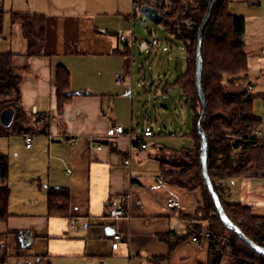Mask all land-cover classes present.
I'll return each mask as SVG.
<instances>
[{
  "label": "crops",
  "instance_id": "0c3cea01",
  "mask_svg": "<svg viewBox=\"0 0 264 264\" xmlns=\"http://www.w3.org/2000/svg\"><path fill=\"white\" fill-rule=\"evenodd\" d=\"M134 1L0 0V53L12 54L13 66L22 73L26 126L43 131L0 136V155L8 164L0 187L10 190L9 217L0 220L4 264L209 263L210 242H193L189 222L202 203L201 192L164 181L154 138H147V149L141 151L128 136L142 133L134 125L131 61L127 70V44L120 38L135 35L134 26L130 29L138 14ZM252 2L234 0L229 11L246 19L241 11L247 4L259 5ZM155 3L162 6L160 0ZM12 14L46 17L41 55H28L23 29L12 24ZM110 20L116 28H110ZM244 43L250 69L243 82H251L252 92L254 79L264 77V46L250 53L245 37ZM130 50L132 56L135 49ZM59 67L69 73V98L62 109L56 88ZM115 125L126 135L104 140ZM260 131L264 133L262 126ZM177 132L174 137L181 138ZM27 138L33 140L29 149ZM50 189L68 194L66 208L50 212ZM221 195L227 204L248 206L264 216V177L228 179ZM168 199L182 210L167 209ZM121 205L127 216L111 219L110 210ZM72 219L78 221L75 227ZM117 234L122 241L114 251Z\"/></svg>",
  "mask_w": 264,
  "mask_h": 264
},
{
  "label": "trees",
  "instance_id": "16d2710c",
  "mask_svg": "<svg viewBox=\"0 0 264 264\" xmlns=\"http://www.w3.org/2000/svg\"><path fill=\"white\" fill-rule=\"evenodd\" d=\"M234 0L216 2L212 19L204 32L202 59L204 73L202 87L207 104V113L202 123L203 133L208 142V175L215 193L229 220L256 245L264 248V216L254 214L251 207L227 204L222 195L223 183L231 178L264 177V141L253 138L260 131L262 122L254 113V101L264 95H253L247 86H236L249 73V57L245 49L244 35L247 21L244 17L234 16L229 6ZM210 0H174L170 14H164L157 3L148 0H135L134 13L141 12L144 6L158 9L164 20L162 26L166 32L184 45L186 70L173 82L159 86L164 96H170V90L180 91L192 111V130L188 137L193 141L191 148L171 149L158 147L157 157L164 181L176 185L188 192L200 191L202 203L191 222L193 233L210 235V256L208 264H222L224 254L231 250L236 264H264L260 256L247 247L235 232L226 228L220 220L214 199L203 176V139L197 129L201 118L202 104L196 91L198 31L208 11ZM181 21H190L191 27L180 25ZM13 25H20L28 42V55H41L40 48L45 42L46 17L39 14H12ZM124 55L129 59L130 47L127 45ZM13 55L0 53V116L6 110L13 111L10 126L0 121V136L11 137L42 133L29 129L27 112L21 102L20 84L22 73L12 64ZM130 62L127 61L128 70ZM69 85V73L59 67L56 73V88L59 109L68 99L65 93ZM39 116L34 122H38ZM152 121V119H151ZM152 128V127H151ZM153 136L155 132L152 128ZM160 134H164L160 132ZM175 134V133H174ZM173 133H168L174 137ZM134 135V147L140 146V135ZM147 139V138H146ZM146 139L144 141L146 142ZM147 143V142H146ZM0 175L3 182L8 177V164L5 156L0 155ZM10 190L0 187V220L9 217L7 212ZM49 210L66 208L69 196L65 191L50 189L48 193ZM197 222H196V221ZM191 234V233H190ZM247 250V255L239 246ZM5 252L0 249V264H4Z\"/></svg>",
  "mask_w": 264,
  "mask_h": 264
},
{
  "label": "rangeland",
  "instance_id": "374dc122",
  "mask_svg": "<svg viewBox=\"0 0 264 264\" xmlns=\"http://www.w3.org/2000/svg\"><path fill=\"white\" fill-rule=\"evenodd\" d=\"M156 0H148L155 2ZM169 6V12L165 10V5L160 6L164 14H170L173 1ZM251 3L252 0H251ZM259 5L250 6L247 4L245 11H241L242 16L247 17V30L244 35L248 42V50L256 51L264 46V0H257ZM161 5V4H160ZM171 8V9H170ZM230 12V11H229ZM231 14L232 11L230 12ZM162 15V14H161ZM237 16V15H235ZM143 15L139 12L133 22H130L132 30L134 26V37L137 42L157 40L159 46L152 48L147 53H141L137 48L133 50L127 61H131L130 74L133 78V106L136 130L142 131L147 124L153 128L155 137L154 143L160 147L171 149L190 148L193 142L189 139V134L184 131L192 127V111L187 104V100L181 97L180 91L170 90V96L162 94L159 86L166 82H173L181 77L186 69V55L183 43L177 41L174 36L167 33L162 24H153L149 20L143 24ZM180 23V22H179ZM110 28H116V21H108ZM116 30V29H114ZM123 32V31H119ZM255 89L253 95H264V77L255 78ZM236 85L244 86L243 81H236ZM254 113L262 122L264 130V101L258 98L253 104ZM151 117L150 123H145V117ZM181 134V138L170 137L168 133ZM163 132L164 134H160ZM188 135V136H187ZM176 136V134H174ZM243 250L240 256L247 255V250ZM222 264H236V260L231 255V250L223 252Z\"/></svg>",
  "mask_w": 264,
  "mask_h": 264
},
{
  "label": "water",
  "instance_id": "95a60500",
  "mask_svg": "<svg viewBox=\"0 0 264 264\" xmlns=\"http://www.w3.org/2000/svg\"><path fill=\"white\" fill-rule=\"evenodd\" d=\"M219 0H210V5L208 8V11L202 21V24L199 28L198 31V47H197V70H196V91L197 94L199 96L200 102L202 104V113H201V118L200 121L198 123V131H199V135L202 137L203 139V159H202V165H203V176L204 179L206 180V184L208 185L209 191L214 199L216 208L218 210L219 213V217L221 222L223 223V225L228 228L229 230L235 232V234L237 235V237L241 240V242L243 244H245L247 247H249L250 249H252L255 253H257L260 256H264V248L256 245L254 242H252L249 238H247L240 230L239 228H237L227 217L222 204L219 200L218 195L215 193L213 185L209 179V175H208V142H207V137L206 135L203 133L202 130V123L204 121V118L206 116L207 113V104H206V100H205V96H204V92H203V87H202V78H203V73H204V66H203V59H202V46H203V40H204V32L207 28V26L209 25L211 19H212V15H213V11H214V7L216 2H218ZM141 14L143 15V24L145 25L146 21L149 20L150 22H152L153 24H162L163 23V16L161 15L160 11L158 9H155L153 7L150 6H144L141 9ZM0 121L1 124L3 126H10L12 121H13V111L12 110H6L5 112H3L0 116ZM0 168H1V164H0Z\"/></svg>",
  "mask_w": 264,
  "mask_h": 264
},
{
  "label": "built area",
  "instance_id": "2783aa9c",
  "mask_svg": "<svg viewBox=\"0 0 264 264\" xmlns=\"http://www.w3.org/2000/svg\"><path fill=\"white\" fill-rule=\"evenodd\" d=\"M171 3H172L171 0H160V4L165 5L166 7L165 10H167V12H169V6ZM179 24L184 25L186 27L192 26V23L190 21H181ZM120 38H121V42H123L124 44H127L132 50L137 48L141 53H147L152 48L159 46V42L157 40L137 42V40L134 37L127 38L126 36H123V35ZM244 83H245V86H247L249 90L252 89L251 82L245 81ZM150 122H151V117H148V116L145 117V123H150ZM125 135H126V132L124 128L122 126L115 125L109 129L104 140L106 141L114 140L117 138H121ZM128 136L130 137L131 140H134V135L132 133L128 134ZM152 136H153L152 128L146 124L140 136L141 141H140L139 148L141 151H144L145 149H147V143L144 141V139L152 137ZM253 138L257 139L258 141H264V133L262 131H257L253 135ZM32 141L33 140L31 138L26 139V142H27L26 147L28 149L31 147ZM73 144H76V142H73ZM101 148H102V145L97 146V149H101ZM126 164H130V161H127ZM166 207L167 209H172V210H176V209L182 210V206L180 205V203H178L177 201L173 199L167 200ZM126 216L127 214L125 212L123 205L114 207L109 212V217L114 220L124 218ZM77 223L78 221L76 219L71 220L72 227H75ZM121 241H122L121 235L119 234L115 235L112 240L111 248L114 251L117 250L119 248V244ZM192 241L197 244L206 243L208 241L210 242V235L208 233H205V234L195 233L192 237ZM87 264H93V263L88 262Z\"/></svg>",
  "mask_w": 264,
  "mask_h": 264
}]
</instances>
